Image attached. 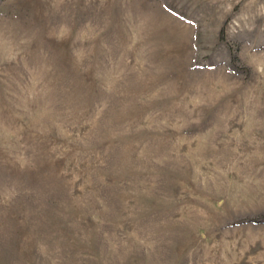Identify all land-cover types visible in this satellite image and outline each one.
<instances>
[{
  "label": "rangeland",
  "instance_id": "1",
  "mask_svg": "<svg viewBox=\"0 0 264 264\" xmlns=\"http://www.w3.org/2000/svg\"><path fill=\"white\" fill-rule=\"evenodd\" d=\"M0 264H264V0H0Z\"/></svg>",
  "mask_w": 264,
  "mask_h": 264
}]
</instances>
